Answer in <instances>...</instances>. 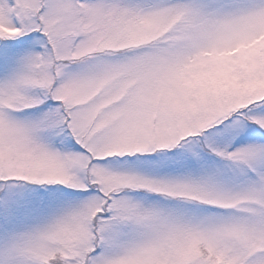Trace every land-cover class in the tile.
Returning <instances> with one entry per match:
<instances>
[{
	"label": "snow or ice",
	"instance_id": "snow-or-ice-1",
	"mask_svg": "<svg viewBox=\"0 0 264 264\" xmlns=\"http://www.w3.org/2000/svg\"><path fill=\"white\" fill-rule=\"evenodd\" d=\"M0 264H264V0H0Z\"/></svg>",
	"mask_w": 264,
	"mask_h": 264
}]
</instances>
